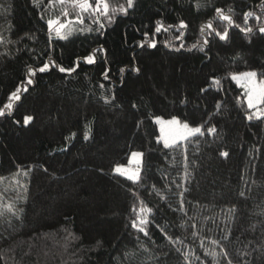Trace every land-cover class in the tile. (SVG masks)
I'll return each instance as SVG.
<instances>
[{
  "label": "trees",
  "instance_id": "obj_1",
  "mask_svg": "<svg viewBox=\"0 0 264 264\" xmlns=\"http://www.w3.org/2000/svg\"><path fill=\"white\" fill-rule=\"evenodd\" d=\"M109 2L110 7H117L126 0ZM202 3L136 0L135 9L126 16L117 14L103 35L95 31L74 34L67 40L54 38L49 45L46 19L55 18L59 6L44 11L34 8L33 0H0V30L10 28L13 39L25 34L36 37L9 45L11 53L16 47L24 49L15 58H0V107L8 102L11 91L25 85L27 66L35 63L34 55L45 60L48 57L40 54L50 49L51 57L65 67L81 58L70 75L56 69L38 74L28 91L21 92L20 101L13 102L11 115L0 117V176L6 178L0 183V196L4 202L15 197L5 189L17 166L32 168L29 177L21 178L29 189L22 205L23 220L17 222L14 236L0 239V257L14 255L18 264H183L175 251L180 248L195 253L193 264H199L196 256L211 264L200 241L214 247L210 241L221 236L216 226L230 223L233 235L223 245L234 264L240 259L238 251L250 252L246 259L251 264H264V226L259 223L264 220V119L244 118V95L230 77V73L264 65V35L254 33L249 43V37L233 26L229 39L221 41L214 33L210 35L205 25L211 22L222 32L226 22L219 20L213 7L198 10ZM259 4L260 0H212L214 7L226 12L233 7V18L241 27H245L243 11L261 14ZM41 11L45 20L40 19ZM180 20L188 27L178 32ZM157 21L173 27L154 34ZM255 23L250 19L248 26ZM201 28L205 30L201 32ZM145 32L150 40L155 39L156 48L138 47ZM181 33L182 38L176 39ZM193 44L198 47L193 49ZM100 46L106 51L96 54V63H84L82 57ZM5 50L0 46V52ZM105 69L110 70L108 80L102 76ZM212 76L220 79V85L211 83ZM201 87L207 88V93L201 92ZM217 101H221L219 109ZM29 115L33 120L24 125ZM156 116H176L193 126L210 120L207 126H217V135L206 133L187 142L192 177L185 196L191 203L185 207L189 215L197 216L195 229L187 217L172 210L179 198L173 195L175 186L169 191L168 185L181 179L183 155L156 144ZM133 151L145 153L139 198L129 194L131 182L112 171L126 163ZM220 151H228L229 157H221ZM241 190L247 198L239 196ZM141 200L154 211L151 239L130 227L132 207L139 208ZM233 206L236 212H227ZM205 216L212 220L205 221ZM157 223L183 243L173 247L163 239ZM0 235L9 233L0 226ZM221 264H225L223 259Z\"/></svg>",
  "mask_w": 264,
  "mask_h": 264
},
{
  "label": "snow or ice",
  "instance_id": "obj_2",
  "mask_svg": "<svg viewBox=\"0 0 264 264\" xmlns=\"http://www.w3.org/2000/svg\"><path fill=\"white\" fill-rule=\"evenodd\" d=\"M56 6H59V14L55 16V18L46 19L47 26V39L48 44L51 45L54 38L59 40H67L70 36L74 34H84L92 33L95 31L96 33L103 35V32L106 28L107 24H112L115 22L116 15H128L131 10L135 9L136 0H126L125 4H120L117 7H110L109 0H47V4H44V0H33V7L40 9L41 7L44 11L48 9H53ZM200 7H213V10L216 16L220 21L226 22V27L223 31H216L213 28V24L211 22L207 23L205 27L210 31V35L212 33L215 36L219 37L221 41L229 39V29L233 26L239 28L240 32L249 37V43H251V37L254 33L264 35V0H260V4L257 6L260 9L261 14H256L254 10L243 11V23L245 27H241L237 24L233 18L232 13L235 11L233 7H229L227 12L223 7H214L212 5V0H203L202 4L197 5V9ZM44 11L40 12V19L45 20ZM86 18L88 23L86 24ZM254 19L255 25L248 26L249 20ZM95 25V28L92 26ZM173 27V25H168L165 27L164 23L157 21L154 27V34H159L161 31L167 32L169 28ZM188 25L184 22V20H180L177 31L179 32L182 29H186ZM205 29L201 28L200 31L203 32ZM183 33L178 35L176 39H181ZM36 39L35 35L25 34L24 36H20L18 39L12 38V30L5 29L0 30V46H3L6 50L0 52V58L9 59L15 58V55L23 51L19 47H16V52L11 53V50L8 49L9 45L16 46L18 44L23 43L25 40ZM209 41L205 39L204 44H208ZM151 47L156 48L157 43L155 39H149V33H143V43H140L138 47ZM165 46H170L166 43ZM183 47V45H181ZM197 44H193L192 48H197ZM201 51L204 49L201 48ZM34 52V49H32ZM102 46L92 50L91 54L84 55L82 60L84 63L89 65L96 63V54L98 52H105ZM41 56H47L48 58L45 60H40L37 56H33L32 59L35 61L33 65L27 66L26 76L24 78V87H16L14 91H11L10 95H8V103L4 104L3 107H0V117H7L11 115V110L14 108L15 101H20L21 92H27L29 85L34 84V78L37 77L38 74L50 72L52 69L58 70L60 73L72 74L76 72L77 68L80 65L81 58H77V60L70 67H65L59 64L55 59L51 57V50L46 49ZM239 56V54H237ZM109 69H105L102 73V76L105 80L109 79ZM121 72L124 71L123 68L120 69ZM135 71H139L138 68ZM230 77L232 81H236L239 86L244 90V101L247 105V111L244 114V118L248 121L261 120L264 119V65L259 66L258 68L249 69L241 72H233L230 73ZM207 83V81H206ZM211 83L213 85H220L221 81L215 76H212ZM100 88H104V84L99 85ZM201 92L207 93L208 89L205 87L200 88ZM114 99V97L112 98ZM239 100V98H237ZM105 102H108V98L105 97ZM185 100H182L181 103H184ZM133 108H137L135 103L132 104ZM221 107V101L216 102V108L219 109ZM33 120L31 115L26 116L23 120L24 125H28ZM156 125H159L160 135L155 138V142L157 145L162 144L163 150L169 151H180L183 155V174L179 182L175 179L171 181L168 185L169 191H172V185L175 186L177 191L173 192V195L178 196V206L173 211H178L182 213L185 217H187V221L189 222V226L193 229L197 227L194 222L197 219L196 215H189L188 210L186 209V203H191L190 201H186L185 196L188 192V188L186 187L187 183L190 181L192 177V172L190 171V161L187 155V142L194 138H202L205 137L206 133L208 136H215L218 134V129L216 124H211V126H207L210 123V120H205L202 124L193 126L188 121H182L180 118L176 116H172L171 119L165 120L160 116H156L153 121ZM17 123H19L17 121ZM87 138V137H86ZM199 143V140H197ZM259 152V149H257ZM167 155V154H166ZM219 155L224 158L229 157L228 151H220ZM145 153L142 151H133L131 152V156L129 158V162H134V167L129 169L123 165H116L112 171L115 175L119 177H124L126 181H130L131 185L128 189V192L131 196L139 198V186L143 182V177L141 173L144 171L143 161H144ZM32 171L31 167L24 168L22 165H18L15 173L13 174L12 181L8 189L5 191L11 190L15 193V197L9 201L4 202V197L0 196V226L4 228L5 231L9 233L8 236L0 235V239H10L12 236L16 234L17 222H22L24 216V207L22 206L27 202V192L28 187L22 181L21 178L29 177ZM46 172L47 169L45 168ZM102 171V170H101ZM241 180L244 179L243 176L240 177ZM6 178L0 176V183H3ZM163 179L167 180V176L163 177ZM247 185V182L245 181ZM152 189L156 188V185L153 184ZM160 195L159 192L156 193ZM240 197H246V193L244 190L239 192ZM161 199L164 200L166 197L161 196ZM140 207L136 206L132 207L133 218L130 220V227L136 231V233L142 234L143 237L151 239L150 236V225L153 224L155 219L153 208L148 207L143 200L140 201ZM227 212L234 214L236 212V207L233 206L231 209H228ZM151 217V219H150ZM205 221L212 220L211 217L205 216ZM213 223L215 221L213 220ZM259 223L264 226V220H260ZM155 227L160 231L164 240H167L168 243L172 244L175 247L176 244H182L183 241L177 237L175 240L173 236L169 234L166 227L161 226L159 223L155 224ZM220 233V239H212L210 241L211 245L214 247L208 248L205 246L204 239L200 241V247L204 249L203 255L204 257L210 258L211 264H221V259L225 262V264H234L233 258L231 254L227 251L226 247L223 245V241L229 240V238L233 235V229L231 224L227 227H221L220 225L216 226ZM252 229L254 230L256 225L253 224ZM209 232L212 231L211 228L208 229ZM262 231H264V227H262ZM193 236H197V232H192ZM139 239V237H137ZM154 243V241H153ZM252 243L251 241L248 242ZM247 247V245L245 246ZM219 248V251L216 249ZM10 252L14 253V249H10ZM144 252H147L148 249L144 248ZM175 251L179 253L183 258V264H193L192 256L195 253L191 249L181 250L180 248H175ZM28 252H25L24 255H28ZM238 256L240 257L238 264H251V262L246 259L251 255L248 251H238ZM127 256H132L134 253H127ZM167 255V253L165 254ZM199 264H205V261L201 259L200 256L195 257ZM151 257H149V260ZM158 259V258H157ZM9 260L13 261L14 264H18L15 261V256H5L0 257V261H3V264H8Z\"/></svg>",
  "mask_w": 264,
  "mask_h": 264
},
{
  "label": "rangeland",
  "instance_id": "obj_3",
  "mask_svg": "<svg viewBox=\"0 0 264 264\" xmlns=\"http://www.w3.org/2000/svg\"><path fill=\"white\" fill-rule=\"evenodd\" d=\"M235 82V84L239 87V88H241L240 86H239V84L236 82V81H234ZM25 85H23V87H24ZM28 87V86H27ZM241 90H242V93H243V95H244V90L241 88ZM8 103V102H7ZM164 119V118H163ZM168 119H171V118H168ZM168 119H165V120H168ZM157 127H158V131H159V125H157ZM159 135H160V132H159ZM130 156H131V153H130V155H129V157H128V159H127V162L126 163H124V164H119V165H123V166H125V167H128L129 169H131V168H133L134 167V162H132V163H130L129 162V158H130Z\"/></svg>",
  "mask_w": 264,
  "mask_h": 264
}]
</instances>
